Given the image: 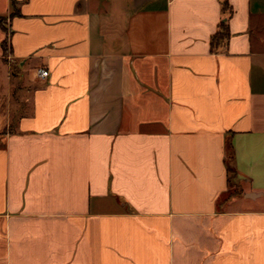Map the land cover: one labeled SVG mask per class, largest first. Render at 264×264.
<instances>
[{"label":"crops","instance_id":"1","mask_svg":"<svg viewBox=\"0 0 264 264\" xmlns=\"http://www.w3.org/2000/svg\"><path fill=\"white\" fill-rule=\"evenodd\" d=\"M0 16V264H264V0Z\"/></svg>","mask_w":264,"mask_h":264},{"label":"trees","instance_id":"2","mask_svg":"<svg viewBox=\"0 0 264 264\" xmlns=\"http://www.w3.org/2000/svg\"><path fill=\"white\" fill-rule=\"evenodd\" d=\"M17 12L18 11H17V8H15V3H14V11H12L11 15L16 14ZM6 19H8V18L7 17H1L0 16V25L7 32V29H6V26H5ZM228 36H229V29H228V26L225 25V23H224L223 26H222V30L218 34H216V36L214 37V40L212 41V44L214 45L215 43L219 42V40H224ZM3 48H4V52L7 54L8 51H9V49H10V45H9V35L3 41ZM228 171H229V174H230L229 175V179L231 180V178L233 177V175H234L235 172H234L233 168H231V167L228 168Z\"/></svg>","mask_w":264,"mask_h":264},{"label":"built area","instance_id":"3","mask_svg":"<svg viewBox=\"0 0 264 264\" xmlns=\"http://www.w3.org/2000/svg\"><path fill=\"white\" fill-rule=\"evenodd\" d=\"M38 75L42 78H45L49 75V70L43 67L38 68Z\"/></svg>","mask_w":264,"mask_h":264},{"label":"rangeland","instance_id":"4","mask_svg":"<svg viewBox=\"0 0 264 264\" xmlns=\"http://www.w3.org/2000/svg\"><path fill=\"white\" fill-rule=\"evenodd\" d=\"M5 26H6L7 32H9L8 19H6V21H5ZM28 69H29V68H28ZM233 188H234V187H233Z\"/></svg>","mask_w":264,"mask_h":264}]
</instances>
